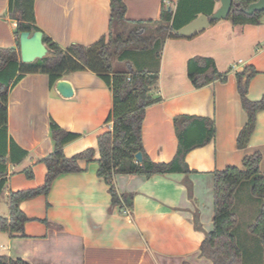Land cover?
Wrapping results in <instances>:
<instances>
[{"label": "crops", "instance_id": "0c3cea01", "mask_svg": "<svg viewBox=\"0 0 264 264\" xmlns=\"http://www.w3.org/2000/svg\"><path fill=\"white\" fill-rule=\"evenodd\" d=\"M178 1L124 0L126 19L157 22L162 6L175 10ZM8 2L0 0V48L16 46L17 24L7 16ZM220 7L221 2L216 0L214 13ZM35 15L37 26L62 48L73 44L89 47L109 35L111 2L35 0ZM196 56L213 59L219 72L228 73L227 80L195 89L188 78L187 65ZM239 61L243 63L238 65ZM126 65L118 58L113 60L115 72H125ZM248 66L258 72L250 82L248 98L259 101L264 97V17L258 26H234L226 19L198 31L192 38L164 37L158 86L162 101L146 110L143 123L148 156L155 163L173 161L179 146L174 119L179 116L213 121L215 136L187 154L191 171L188 177L117 176L114 184L118 193L134 195L133 208L127 214L112 206L109 186L98 177V138L111 129L106 121L112 110V91L96 74L80 71L62 79L74 90L72 97L64 98L56 86L50 88L47 75H27L9 94L8 134L29 155L20 165L9 168L0 201L5 202L6 210L0 217L9 218L11 192L44 184L47 168L40 161L54 149L51 120L80 135L65 146L66 157L87 149H94L95 157L92 162H80L82 173L59 176L48 196L20 204L29 221L22 235L0 232V256L29 264H212L201 256L200 248L206 234L213 231L215 172L228 166L242 169L246 156L260 152L264 174V111L257 116L248 146L242 150L237 147L248 116L241 104L236 74ZM203 126L197 123L195 128ZM197 134L196 140L202 139L201 131ZM29 169L32 179L25 174ZM187 180L192 183L191 196ZM238 194V240L243 247L254 248L248 228L256 220L257 207L248 188Z\"/></svg>", "mask_w": 264, "mask_h": 264}, {"label": "trees", "instance_id": "16d2710c", "mask_svg": "<svg viewBox=\"0 0 264 264\" xmlns=\"http://www.w3.org/2000/svg\"><path fill=\"white\" fill-rule=\"evenodd\" d=\"M258 0H233L227 20L234 26L262 23L264 12L248 15L249 7ZM111 25L109 35L98 43L86 47L73 44L64 49L48 37L36 23L35 0H9V19L17 26L14 30L16 46L0 48V201L3 199L8 181L9 168L20 165L28 152L19 147L8 134L9 94L27 75L44 74L49 77L50 88L64 76L89 71L100 77L112 91L113 105L106 125L111 129L98 138L100 158L98 177L109 186L113 207L124 213L133 208L134 195L119 194L114 180L117 176H140L150 179L154 176L170 174H191L186 163L187 154L202 147L215 136V124L204 118L179 116L174 119L178 135V151L170 163H155L148 156L143 143V123L146 110L161 102L159 95L160 57L164 37L181 39L176 34L201 15L210 18L214 14L216 0H179L176 9L162 6L160 20L148 23L128 21L127 7L124 0H110ZM218 21H212L211 26ZM154 25L153 27H148ZM116 30V34L113 33ZM142 31V33H140ZM29 32L43 33V43L47 55L33 63H23L20 54V36ZM194 37V36H193ZM192 38V37H186ZM141 55L142 60L137 56ZM118 58L127 63L125 72H115L113 60ZM146 61H154L153 70ZM188 78L195 89H202L216 81L225 82L228 73H221L211 58L196 56L188 61ZM258 74L253 66L246 67L236 74L237 88L242 107L248 116L246 125L237 138V147L245 149L257 125V116L264 111V97L259 101L248 98L251 80ZM203 123L202 128H195ZM50 131L54 145L53 152L41 160L47 168V175L42 186L11 192L8 197L9 218L0 217V232L10 235L24 232V225L29 221L21 211L20 204L38 196H48L55 180L64 174L82 173L81 161L92 162L94 149H87L73 157H66L64 148L76 141L80 135L59 127L53 120ZM197 131L202 139L196 140ZM142 160H137V155ZM262 154L256 152L246 156L243 168L228 166L223 171L215 172L213 231L206 234L200 252L203 258L212 264H263L264 254V174L260 169ZM29 179L33 178L31 169L25 171ZM186 188L192 195V183L187 180ZM248 188L250 197L257 207V217L248 228L256 247H243L237 236L238 215L235 211L238 193ZM196 228L201 229L196 219ZM0 264H29L22 259L0 256Z\"/></svg>", "mask_w": 264, "mask_h": 264}, {"label": "water", "instance_id": "95a60500", "mask_svg": "<svg viewBox=\"0 0 264 264\" xmlns=\"http://www.w3.org/2000/svg\"><path fill=\"white\" fill-rule=\"evenodd\" d=\"M221 7L210 18L205 15L199 16L197 19L176 31L180 37H192L198 31L208 29L212 21L226 20L232 8L233 0H219ZM256 12H264V0H258L253 3L248 11V15H253ZM47 48L43 43V33L36 32L33 35L29 32L22 33L20 36V54L23 63H33L36 60L42 59L47 55ZM56 88L64 98H70L74 95L72 85L65 80H60L56 84ZM137 160L141 162V155H137Z\"/></svg>", "mask_w": 264, "mask_h": 264}, {"label": "rangeland", "instance_id": "374dc122", "mask_svg": "<svg viewBox=\"0 0 264 264\" xmlns=\"http://www.w3.org/2000/svg\"><path fill=\"white\" fill-rule=\"evenodd\" d=\"M136 58H138V60H139V58H140V60H142V56L139 55V54H138V56H137ZM146 62H147L148 65L150 66L149 68H151V70H153V69L155 68L156 64H155L154 61H146ZM254 205H255V204H254ZM255 206H256V205H255ZM5 210H6V204H5V202H1V203H0V214H1V212H4Z\"/></svg>", "mask_w": 264, "mask_h": 264}, {"label": "built area", "instance_id": "2783aa9c", "mask_svg": "<svg viewBox=\"0 0 264 264\" xmlns=\"http://www.w3.org/2000/svg\"><path fill=\"white\" fill-rule=\"evenodd\" d=\"M242 61H239L238 65L242 64ZM238 65H235L234 68H237ZM126 214L128 213V211L125 212Z\"/></svg>", "mask_w": 264, "mask_h": 264}]
</instances>
